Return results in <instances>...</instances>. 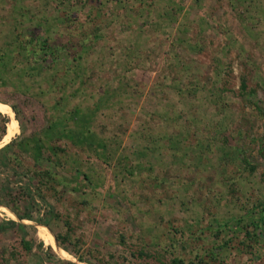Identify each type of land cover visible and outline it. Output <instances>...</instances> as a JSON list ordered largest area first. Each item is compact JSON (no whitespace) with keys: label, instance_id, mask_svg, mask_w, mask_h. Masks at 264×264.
I'll list each match as a JSON object with an SVG mask.
<instances>
[{"label":"rangeland","instance_id":"rangeland-1","mask_svg":"<svg viewBox=\"0 0 264 264\" xmlns=\"http://www.w3.org/2000/svg\"><path fill=\"white\" fill-rule=\"evenodd\" d=\"M250 90L264 0H0L1 264H264Z\"/></svg>","mask_w":264,"mask_h":264},{"label":"trees","instance_id":"trees-1","mask_svg":"<svg viewBox=\"0 0 264 264\" xmlns=\"http://www.w3.org/2000/svg\"><path fill=\"white\" fill-rule=\"evenodd\" d=\"M35 36H36V33H35V31H33L32 34L30 35V39L28 40V43L35 44L37 46V48H35V50L45 51V52L53 55L54 54V51H55L54 46L53 45H50V43L46 39H40L39 37H35ZM243 88H245V86H243ZM248 95H249L251 101H253L255 109L258 112L263 113V115H264V109L258 104V100H256V93H255V91L254 90H250V92L248 93ZM259 154L264 159V138H263V143L261 144V148L259 150ZM243 162H244V164L247 167H249V169L251 171H254V169H255L254 166H252L247 161L246 158H243ZM40 174H41V177H44V176H48L49 175L47 172H41ZM262 222H264V214H262L259 217V222L252 223L251 225H253L254 228H258V224H261ZM238 224H239V222H238ZM225 226H226V224H225ZM215 235L217 236V234H215ZM246 235H247V237H248V239L250 241H253V242L256 241V239H254V238H256V236L254 235V233H251V232H249L247 230L246 231ZM56 240L58 241L59 244L62 243L61 242V238L58 235H56ZM23 243H24L25 247H30L31 246V242H29V241H23ZM137 255L138 256H144V255H147V254H145L143 251H141ZM77 257H78V259L80 261H82L79 258V256H77ZM0 264H1V262H0ZM170 264H193V263L192 262H189V261H184L183 259H180V258H173V259H171Z\"/></svg>","mask_w":264,"mask_h":264},{"label":"bare ground","instance_id":"bare-ground-1","mask_svg":"<svg viewBox=\"0 0 264 264\" xmlns=\"http://www.w3.org/2000/svg\"><path fill=\"white\" fill-rule=\"evenodd\" d=\"M0 112L5 114L9 118V121L7 123L6 134L3 137V141L7 142V140L10 139L17 132L18 124L15 120L12 109L7 104L0 102Z\"/></svg>","mask_w":264,"mask_h":264}]
</instances>
